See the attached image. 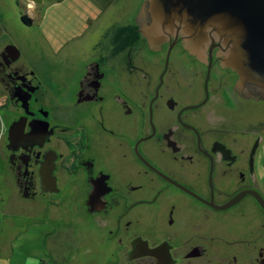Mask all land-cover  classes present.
I'll list each match as a JSON object with an SVG mask.
<instances>
[{"label": "flooded vegetation", "instance_id": "flooded-vegetation-1", "mask_svg": "<svg viewBox=\"0 0 264 264\" xmlns=\"http://www.w3.org/2000/svg\"><path fill=\"white\" fill-rule=\"evenodd\" d=\"M148 3L89 51L72 37L53 62L12 59L0 33V98L15 109L0 128V183L25 201L24 230L41 233L37 264H264L253 173L264 130L249 146L235 117L264 107V86L222 67L217 46L203 60L181 36L150 48Z\"/></svg>", "mask_w": 264, "mask_h": 264}, {"label": "rangeland", "instance_id": "rangeland-1", "mask_svg": "<svg viewBox=\"0 0 264 264\" xmlns=\"http://www.w3.org/2000/svg\"><path fill=\"white\" fill-rule=\"evenodd\" d=\"M140 2L141 0H0V33H5L7 37L4 36L3 39L12 42L19 49L21 62H53L59 49L63 56L70 55L73 51L70 40L76 35H81L77 48L89 51L97 38V31L115 21H130L137 14ZM99 9H103L104 14L98 18L95 10ZM22 16L30 19L32 24L26 25L21 20ZM1 43L2 41L0 47ZM4 105L5 101L0 98V128L11 120L15 111ZM235 117L242 127L250 128L252 135L248 136V145H252L256 135L264 130V107L247 105L235 113ZM3 158L0 157V169L4 166ZM263 165L264 138L257 141L253 155V173L261 185ZM7 194L8 184L0 183V264H29L33 259L42 257L41 233L38 229L32 233L24 230L31 217L23 207L25 201L10 198ZM40 216L37 214L34 219L37 220Z\"/></svg>", "mask_w": 264, "mask_h": 264}, {"label": "water", "instance_id": "water-1", "mask_svg": "<svg viewBox=\"0 0 264 264\" xmlns=\"http://www.w3.org/2000/svg\"><path fill=\"white\" fill-rule=\"evenodd\" d=\"M148 2L151 22L143 24L141 32L150 48H158L161 42L172 36H181L183 47L189 54L203 60L206 48L211 50L217 46L222 67L235 71L239 81L264 86V0ZM140 12L144 14V4ZM4 50L12 59L20 55L19 49L12 44ZM20 100L25 106L26 100L23 97ZM18 127H22L21 118L10 125L9 132ZM255 197L264 209V199L257 193Z\"/></svg>", "mask_w": 264, "mask_h": 264}, {"label": "crops", "instance_id": "crops-1", "mask_svg": "<svg viewBox=\"0 0 264 264\" xmlns=\"http://www.w3.org/2000/svg\"><path fill=\"white\" fill-rule=\"evenodd\" d=\"M264 167V165H263ZM262 190H263V193H264V170H263V173H262ZM29 264H37V259H33L32 261L29 262Z\"/></svg>", "mask_w": 264, "mask_h": 264}, {"label": "trees", "instance_id": "trees-1", "mask_svg": "<svg viewBox=\"0 0 264 264\" xmlns=\"http://www.w3.org/2000/svg\"><path fill=\"white\" fill-rule=\"evenodd\" d=\"M21 20H23V21L27 20L26 16H22Z\"/></svg>", "mask_w": 264, "mask_h": 264}]
</instances>
